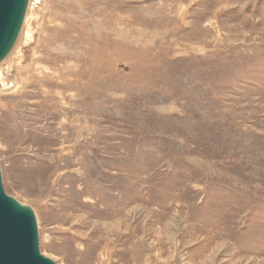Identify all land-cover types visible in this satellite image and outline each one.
Listing matches in <instances>:
<instances>
[{"label": "rangeland", "instance_id": "1", "mask_svg": "<svg viewBox=\"0 0 264 264\" xmlns=\"http://www.w3.org/2000/svg\"><path fill=\"white\" fill-rule=\"evenodd\" d=\"M30 4L0 63V167L41 254L264 264V0Z\"/></svg>", "mask_w": 264, "mask_h": 264}, {"label": "water", "instance_id": "2", "mask_svg": "<svg viewBox=\"0 0 264 264\" xmlns=\"http://www.w3.org/2000/svg\"><path fill=\"white\" fill-rule=\"evenodd\" d=\"M29 0H0V63L22 31ZM0 264H57L40 252L34 210L7 195L0 167Z\"/></svg>", "mask_w": 264, "mask_h": 264}, {"label": "bare ground", "instance_id": "3", "mask_svg": "<svg viewBox=\"0 0 264 264\" xmlns=\"http://www.w3.org/2000/svg\"><path fill=\"white\" fill-rule=\"evenodd\" d=\"M31 3V0H29V5H28V9L30 8V4ZM28 9H27V13H28ZM27 13H26V17H25V21H24V25H27L28 24V18H27ZM30 18V17H29ZM24 25H23V27H24ZM23 29V28H22ZM27 38H28V35H27ZM16 45V44H15ZM15 47V46H14ZM14 49V48H13ZM12 52V51H11ZM3 74H2V71H0V80L1 79H3ZM0 107H1V105H0ZM2 116V115H1ZM28 120H29V118H27ZM25 121H27V120H25ZM24 121V122H25ZM69 125V124H68ZM27 126V125H26ZM28 126H29V124H28Z\"/></svg>", "mask_w": 264, "mask_h": 264}]
</instances>
